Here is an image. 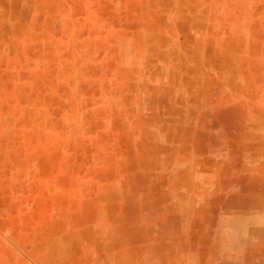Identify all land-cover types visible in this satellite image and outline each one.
<instances>
[{"label":"rangeland","instance_id":"374dc122","mask_svg":"<svg viewBox=\"0 0 264 264\" xmlns=\"http://www.w3.org/2000/svg\"><path fill=\"white\" fill-rule=\"evenodd\" d=\"M0 264H264V0H0Z\"/></svg>","mask_w":264,"mask_h":264}]
</instances>
